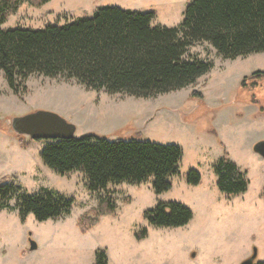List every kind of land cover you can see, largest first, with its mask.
Masks as SVG:
<instances>
[{"label":"rangeland","instance_id":"obj_1","mask_svg":"<svg viewBox=\"0 0 264 264\" xmlns=\"http://www.w3.org/2000/svg\"><path fill=\"white\" fill-rule=\"evenodd\" d=\"M190 0H49L33 6L21 3L2 28H42L90 15L97 7L116 5L139 11H155L151 25L177 26ZM186 57L210 60L212 68L194 84L179 90L138 97L87 89L75 78L34 73L25 89L14 92L0 70V132L10 119L35 109L51 110L74 123V135L93 132L114 139H140L178 145L182 156L178 171L169 177L171 187L161 193L152 188L153 176L141 183H109L105 190L88 191L81 171L61 175L45 165L38 152L31 170L22 171L0 161V179L6 178L20 193L47 190L55 196L72 197L67 215L38 221L32 213L22 220L18 196L0 206V264H91L96 249L106 251L107 264H239L256 248L264 262V197L257 201L264 157L251 142L264 139V115L239 88L240 78L255 69L264 71V52L227 59L206 42L190 45ZM193 89L203 94L201 103ZM263 94L262 92H260ZM16 135V134H15ZM23 135V134H22ZM24 136V135H23ZM30 139V138H28ZM45 143V139H36ZM223 151L241 168L249 169V194L227 196L215 184L213 164ZM194 168L200 185L185 181ZM104 195L116 204L113 214L101 215L98 223L81 232L79 216L88 213ZM158 201H177L192 210V218L180 227L153 226L142 212ZM146 227L137 240L135 231ZM37 248L30 250L28 237ZM194 253V255H193Z\"/></svg>","mask_w":264,"mask_h":264},{"label":"trees","instance_id":"obj_2","mask_svg":"<svg viewBox=\"0 0 264 264\" xmlns=\"http://www.w3.org/2000/svg\"><path fill=\"white\" fill-rule=\"evenodd\" d=\"M49 0H0V70L14 92L25 89L30 75L75 78L87 89L150 97L192 85L213 63L186 57L190 45L206 42L223 58L235 59L264 52V0H190L177 26L151 25L155 11H139L116 5L97 7L90 15L42 28H2L10 13L27 2L40 6ZM239 88L264 115V71L243 75ZM262 92L263 94H261ZM201 103L203 94L193 89ZM21 145L22 134L15 133ZM42 162L64 175L81 171L90 192L105 190L109 183H141L153 176L152 188L161 193L171 187L169 177L178 171L182 150L178 145L140 139H114L89 132L67 139L46 140L39 151ZM217 189L227 196L246 191L248 178L223 151L212 166ZM185 181L197 185L199 171L190 168ZM264 195V184L262 187ZM18 196L16 204L23 220L32 213L36 220L67 215L73 198L55 196L47 190L20 193L6 178L0 179V206ZM116 204L104 195L77 220L81 232L95 226L101 215L113 214ZM142 217L153 226L180 227L192 218V210L177 201H158ZM137 240L146 227L135 231ZM91 264H107L106 251L98 248ZM255 264H264L257 261Z\"/></svg>","mask_w":264,"mask_h":264},{"label":"water","instance_id":"obj_3","mask_svg":"<svg viewBox=\"0 0 264 264\" xmlns=\"http://www.w3.org/2000/svg\"><path fill=\"white\" fill-rule=\"evenodd\" d=\"M10 125L15 133L26 135L33 140L67 139L74 137L76 130L74 123L46 109H35L23 115L14 116L10 119ZM253 150L264 157V139L256 141L253 144ZM28 243L30 250L37 248V243L30 237V233ZM256 255V248H253L251 254L239 264H254Z\"/></svg>","mask_w":264,"mask_h":264},{"label":"crops","instance_id":"obj_4","mask_svg":"<svg viewBox=\"0 0 264 264\" xmlns=\"http://www.w3.org/2000/svg\"><path fill=\"white\" fill-rule=\"evenodd\" d=\"M0 101H1V93H0ZM4 131L3 133L0 132V161L3 165L8 166H14V169L22 170V171H28L32 169V164L34 162V158L36 159L37 163H40V160L36 156V152H38L43 146L44 143L38 144L33 139H28L29 137L24 135L23 140L25 141V145H21L18 137L8 129V126L5 125L3 127ZM264 138V137H263ZM253 140L251 142V149L253 150ZM254 151V150H253ZM40 156V155H39ZM257 161L262 162V167L264 168V162L263 160H260L259 158H256ZM238 168L241 171L245 172L246 177L248 178V186L245 192L241 193L242 198L249 194V185H250V179H249V169L248 168H241L238 166ZM213 179H216V176L214 175ZM201 184V181L198 185ZM261 189L259 190V196L256 199H253V201H257L261 199V197L264 195L262 194V187L264 184V171L262 173V177L260 179ZM262 195V196H261ZM243 198V201H244ZM250 198V197H249ZM245 198L247 202H252V198Z\"/></svg>","mask_w":264,"mask_h":264}]
</instances>
